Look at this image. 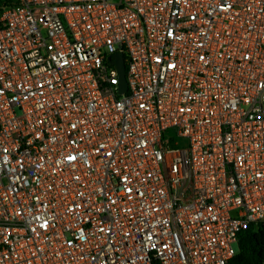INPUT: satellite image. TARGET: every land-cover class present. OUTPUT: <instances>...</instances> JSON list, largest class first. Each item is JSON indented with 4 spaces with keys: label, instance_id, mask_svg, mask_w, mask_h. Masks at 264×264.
Masks as SVG:
<instances>
[{
    "label": "built area",
    "instance_id": "2783aa9c",
    "mask_svg": "<svg viewBox=\"0 0 264 264\" xmlns=\"http://www.w3.org/2000/svg\"><path fill=\"white\" fill-rule=\"evenodd\" d=\"M251 223L264 0H0V264H230Z\"/></svg>",
    "mask_w": 264,
    "mask_h": 264
},
{
    "label": "trees",
    "instance_id": "16d2710c",
    "mask_svg": "<svg viewBox=\"0 0 264 264\" xmlns=\"http://www.w3.org/2000/svg\"><path fill=\"white\" fill-rule=\"evenodd\" d=\"M230 264H264V225L251 223L243 229Z\"/></svg>",
    "mask_w": 264,
    "mask_h": 264
},
{
    "label": "water",
    "instance_id": "95a60500",
    "mask_svg": "<svg viewBox=\"0 0 264 264\" xmlns=\"http://www.w3.org/2000/svg\"><path fill=\"white\" fill-rule=\"evenodd\" d=\"M115 64L120 77L119 91L124 92L126 90V81L124 76V64L122 60V55L120 53L114 54Z\"/></svg>",
    "mask_w": 264,
    "mask_h": 264
}]
</instances>
